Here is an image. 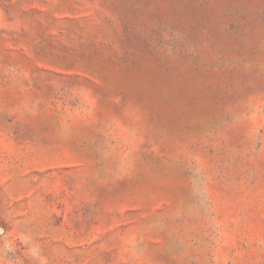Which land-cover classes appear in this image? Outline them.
<instances>
[{
	"label": "rangeland",
	"instance_id": "374dc122",
	"mask_svg": "<svg viewBox=\"0 0 264 264\" xmlns=\"http://www.w3.org/2000/svg\"><path fill=\"white\" fill-rule=\"evenodd\" d=\"M0 264H264V0H0Z\"/></svg>",
	"mask_w": 264,
	"mask_h": 264
}]
</instances>
